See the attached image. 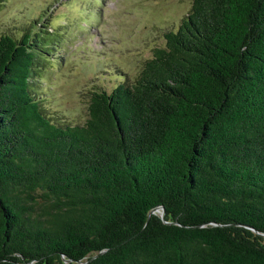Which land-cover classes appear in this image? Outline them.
<instances>
[{
	"label": "trees",
	"instance_id": "obj_1",
	"mask_svg": "<svg viewBox=\"0 0 264 264\" xmlns=\"http://www.w3.org/2000/svg\"><path fill=\"white\" fill-rule=\"evenodd\" d=\"M190 1L81 124L0 35V264H264V0Z\"/></svg>",
	"mask_w": 264,
	"mask_h": 264
},
{
	"label": "rangeland",
	"instance_id": "obj_2",
	"mask_svg": "<svg viewBox=\"0 0 264 264\" xmlns=\"http://www.w3.org/2000/svg\"><path fill=\"white\" fill-rule=\"evenodd\" d=\"M190 0H2L0 35L33 29L44 54L33 78L46 114L81 124L91 91L131 83L153 49L165 44ZM35 36V37H36Z\"/></svg>",
	"mask_w": 264,
	"mask_h": 264
},
{
	"label": "water",
	"instance_id": "obj_3",
	"mask_svg": "<svg viewBox=\"0 0 264 264\" xmlns=\"http://www.w3.org/2000/svg\"><path fill=\"white\" fill-rule=\"evenodd\" d=\"M159 207L161 208V210H158ZM155 210H158V211H159V213H160V215H161V217H162V219H163V215H164V209H163V206H157V207H154V208H152V209L149 211V213H151V212H153V211H155Z\"/></svg>",
	"mask_w": 264,
	"mask_h": 264
}]
</instances>
